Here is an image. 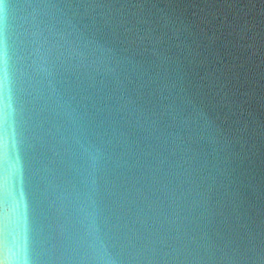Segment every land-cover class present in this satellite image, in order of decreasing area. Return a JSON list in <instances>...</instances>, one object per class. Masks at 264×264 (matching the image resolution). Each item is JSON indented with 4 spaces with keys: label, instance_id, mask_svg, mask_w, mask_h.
<instances>
[{
    "label": "water",
    "instance_id": "obj_1",
    "mask_svg": "<svg viewBox=\"0 0 264 264\" xmlns=\"http://www.w3.org/2000/svg\"><path fill=\"white\" fill-rule=\"evenodd\" d=\"M0 28L6 242L31 264H264V0H4Z\"/></svg>",
    "mask_w": 264,
    "mask_h": 264
},
{
    "label": "snow or ice",
    "instance_id": "obj_2",
    "mask_svg": "<svg viewBox=\"0 0 264 264\" xmlns=\"http://www.w3.org/2000/svg\"><path fill=\"white\" fill-rule=\"evenodd\" d=\"M4 10V0H0V14ZM10 91L6 78L0 79V142H2V129L6 120V110L11 108V104L6 101L5 93ZM11 249V250H9ZM27 239L20 241L6 242L3 229L0 227V264H31L28 256Z\"/></svg>",
    "mask_w": 264,
    "mask_h": 264
},
{
    "label": "clouds",
    "instance_id": "obj_3",
    "mask_svg": "<svg viewBox=\"0 0 264 264\" xmlns=\"http://www.w3.org/2000/svg\"><path fill=\"white\" fill-rule=\"evenodd\" d=\"M8 61H9V57L7 53L4 31L2 28H0V79L6 78V82H8V72H9ZM90 160L92 162V165L94 166L96 162V156L90 155Z\"/></svg>",
    "mask_w": 264,
    "mask_h": 264
}]
</instances>
